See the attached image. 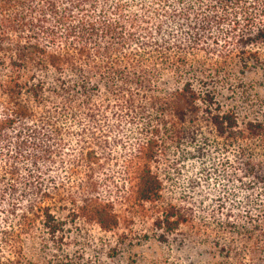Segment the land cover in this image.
<instances>
[{
	"label": "trees",
	"instance_id": "16d2710c",
	"mask_svg": "<svg viewBox=\"0 0 264 264\" xmlns=\"http://www.w3.org/2000/svg\"><path fill=\"white\" fill-rule=\"evenodd\" d=\"M231 64L264 67V0H0V264H21L16 228L54 249L39 264H86L63 252L76 220L115 236L120 264H264V118L218 101ZM199 113L231 170L213 209L162 201L153 170ZM123 123L138 135L117 182L104 148L126 140L101 136ZM133 236L149 254L128 253Z\"/></svg>",
	"mask_w": 264,
	"mask_h": 264
},
{
	"label": "rangeland",
	"instance_id": "374dc122",
	"mask_svg": "<svg viewBox=\"0 0 264 264\" xmlns=\"http://www.w3.org/2000/svg\"><path fill=\"white\" fill-rule=\"evenodd\" d=\"M226 72L227 77L225 76V79H223L224 77L220 75L223 80L219 79L217 85L215 83L218 101L236 109L239 124L251 118H264V67H253L248 68L245 72H239V69L231 64L226 68ZM198 117H200L202 125L195 126L201 133L198 130L189 131V134L184 132L177 144H170L166 147L159 161L153 163V170L160 175L163 181L162 201L173 203L186 201L192 202L194 207H198L197 209L207 205L213 209L218 203V192L231 176V170L223 151L213 144L214 138L211 127L205 126L203 123L205 116L199 113ZM136 130L134 126L123 123L118 132L113 130L111 133L107 132V135L101 136L102 140H106L108 143H111V139L115 136L126 140L125 149L111 147L108 144L104 148V152L108 155L102 161L106 163L107 171L113 175V179L117 182L119 181L115 172L117 169H115L116 166L112 165L115 161H119L114 156L125 155L131 150V138L138 135ZM118 159L122 160V157ZM162 161L163 163H160ZM110 169L112 170L110 171ZM59 170V167L54 168V174L57 182L62 184L64 177L62 171ZM102 179L101 175L99 181ZM100 183L101 187L98 193L95 194L97 196L99 194L101 198L114 197L110 183L105 180ZM54 207L59 215L68 216L67 210L57 209V203ZM150 220L148 217L137 215L129 221L127 226L141 235L149 232ZM66 228H68L66 232L68 245L64 248V253L73 258H79L80 262L86 264H120L123 262L105 257L107 249L113 246L117 240L115 236L102 234L94 224L82 220H76L73 223L68 222ZM14 234L18 235L13 237L14 240L18 241L16 246L20 247L23 252L22 259L19 258L21 264H39L37 261L40 258H43V256L51 258L54 254L52 246L42 249L38 238L27 237L20 233L17 228ZM137 240L133 236L131 241L135 245L129 248L128 253L146 252L149 254L150 249L147 243ZM5 256L7 255L5 254Z\"/></svg>",
	"mask_w": 264,
	"mask_h": 264
}]
</instances>
